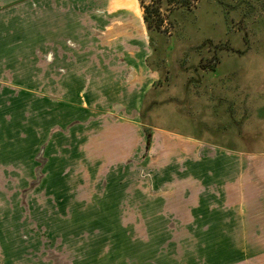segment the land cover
<instances>
[{"label":"crops","instance_id":"1","mask_svg":"<svg viewBox=\"0 0 264 264\" xmlns=\"http://www.w3.org/2000/svg\"><path fill=\"white\" fill-rule=\"evenodd\" d=\"M138 3L0 0V264H70L71 215L96 217L74 231L133 229L137 216L158 247L189 231L191 245L226 246L215 264L264 247V148L154 128L153 173L130 172L158 73ZM102 172L101 190L75 197Z\"/></svg>","mask_w":264,"mask_h":264},{"label":"rangeland","instance_id":"2","mask_svg":"<svg viewBox=\"0 0 264 264\" xmlns=\"http://www.w3.org/2000/svg\"><path fill=\"white\" fill-rule=\"evenodd\" d=\"M138 2L143 17L147 6L154 14L149 29L153 51L147 63L158 72L141 105L144 129L147 124L159 132L246 151L264 148V0ZM147 142L138 148L134 171L130 170L136 178L153 173L154 168L144 164L158 147L153 145L151 151ZM102 173L96 182L75 184L74 192L90 195L101 190ZM78 193H73L76 198ZM23 204L29 205L27 198ZM95 218L71 215L70 264H215L210 263L212 257L226 261V246L181 240L191 236L189 231L181 237L173 234L177 245L168 240L163 247L155 246L156 241L148 242V232L138 227L142 220L137 216L133 229L74 231L77 223ZM77 241L82 252L74 255ZM251 249L242 248L245 264H264V247ZM61 256L57 264H67Z\"/></svg>","mask_w":264,"mask_h":264},{"label":"trees","instance_id":"3","mask_svg":"<svg viewBox=\"0 0 264 264\" xmlns=\"http://www.w3.org/2000/svg\"><path fill=\"white\" fill-rule=\"evenodd\" d=\"M156 13H158V15L160 16V14H159V12H158V10H157V12ZM151 14V15H150ZM152 12H151V7L150 6H147L146 7V15L144 16V20H145V22H146V24H147V27H148V29H151V25L154 23V22H152ZM154 15V14H153ZM157 25H160L161 23H156ZM152 45V44H151ZM144 125H145V123H144ZM146 128H145V131H146V134H147V138H148V144H150V140H151V136H152V127L151 126H148L147 124H146V126H145Z\"/></svg>","mask_w":264,"mask_h":264}]
</instances>
